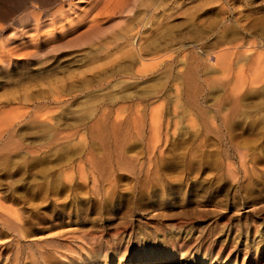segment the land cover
Segmentation results:
<instances>
[{"label":"rangeland","instance_id":"374dc122","mask_svg":"<svg viewBox=\"0 0 264 264\" xmlns=\"http://www.w3.org/2000/svg\"><path fill=\"white\" fill-rule=\"evenodd\" d=\"M27 68L0 76V264H264V0H140Z\"/></svg>","mask_w":264,"mask_h":264},{"label":"bare ground","instance_id":"6f19581e","mask_svg":"<svg viewBox=\"0 0 264 264\" xmlns=\"http://www.w3.org/2000/svg\"><path fill=\"white\" fill-rule=\"evenodd\" d=\"M140 0H0V76L62 48L85 45L124 20ZM58 7L52 10L54 5ZM138 38V37H137ZM140 37L128 54L140 58ZM1 85V83H0ZM10 108L23 99L0 95Z\"/></svg>","mask_w":264,"mask_h":264}]
</instances>
